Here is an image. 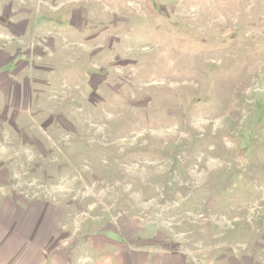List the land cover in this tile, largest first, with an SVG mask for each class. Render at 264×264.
Masks as SVG:
<instances>
[{
	"label": "rangeland",
	"instance_id": "374dc122",
	"mask_svg": "<svg viewBox=\"0 0 264 264\" xmlns=\"http://www.w3.org/2000/svg\"><path fill=\"white\" fill-rule=\"evenodd\" d=\"M0 264H264V0H0Z\"/></svg>",
	"mask_w": 264,
	"mask_h": 264
}]
</instances>
